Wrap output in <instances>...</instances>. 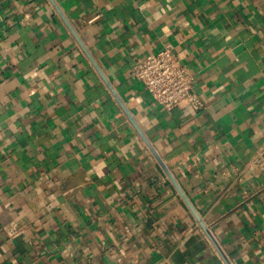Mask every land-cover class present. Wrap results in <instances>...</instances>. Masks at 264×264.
<instances>
[{"label": "crops", "instance_id": "0c3cea01", "mask_svg": "<svg viewBox=\"0 0 264 264\" xmlns=\"http://www.w3.org/2000/svg\"><path fill=\"white\" fill-rule=\"evenodd\" d=\"M0 264H264V0H0Z\"/></svg>", "mask_w": 264, "mask_h": 264}, {"label": "built area", "instance_id": "2783aa9c", "mask_svg": "<svg viewBox=\"0 0 264 264\" xmlns=\"http://www.w3.org/2000/svg\"><path fill=\"white\" fill-rule=\"evenodd\" d=\"M131 75L167 111L175 107H191L194 110L204 107L203 100L194 91V77L170 47L137 60ZM164 178L169 180L167 175Z\"/></svg>", "mask_w": 264, "mask_h": 264}, {"label": "water", "instance_id": "95a60500", "mask_svg": "<svg viewBox=\"0 0 264 264\" xmlns=\"http://www.w3.org/2000/svg\"><path fill=\"white\" fill-rule=\"evenodd\" d=\"M169 176V175H168ZM182 194V196L185 198L184 194L182 192H180ZM188 204L190 205L189 201L187 200Z\"/></svg>", "mask_w": 264, "mask_h": 264}]
</instances>
